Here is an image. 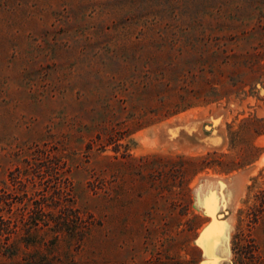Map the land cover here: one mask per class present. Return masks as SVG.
<instances>
[{"label":"rangeland","instance_id":"obj_1","mask_svg":"<svg viewBox=\"0 0 264 264\" xmlns=\"http://www.w3.org/2000/svg\"><path fill=\"white\" fill-rule=\"evenodd\" d=\"M213 260H264V0H0V264Z\"/></svg>","mask_w":264,"mask_h":264},{"label":"snow or ice","instance_id":"obj_2","mask_svg":"<svg viewBox=\"0 0 264 264\" xmlns=\"http://www.w3.org/2000/svg\"><path fill=\"white\" fill-rule=\"evenodd\" d=\"M214 204V201L209 202V206L211 207ZM211 214V213H209ZM204 240L206 241V247L208 250L209 255L212 254V252L215 250V236L213 235V229H209L205 235H204ZM212 264H215V261H212Z\"/></svg>","mask_w":264,"mask_h":264},{"label":"trees","instance_id":"obj_3","mask_svg":"<svg viewBox=\"0 0 264 264\" xmlns=\"http://www.w3.org/2000/svg\"><path fill=\"white\" fill-rule=\"evenodd\" d=\"M19 172H20V171H19ZM21 173H22V172H20V175H21ZM54 173H55L56 176L59 175L58 172H54ZM23 174H24V173H23ZM20 175H19V176H16V177H13V178H14V179H20ZM42 175H43V174H41V172H39L37 176L40 177V179H43V178H42ZM35 226H36V228L38 227V225H37L36 223H35ZM254 264H264V260H261V261L256 260V262H255Z\"/></svg>","mask_w":264,"mask_h":264},{"label":"bare ground","instance_id":"obj_4","mask_svg":"<svg viewBox=\"0 0 264 264\" xmlns=\"http://www.w3.org/2000/svg\"><path fill=\"white\" fill-rule=\"evenodd\" d=\"M208 129V128H207Z\"/></svg>","mask_w":264,"mask_h":264}]
</instances>
